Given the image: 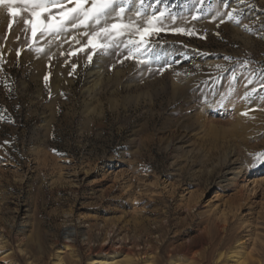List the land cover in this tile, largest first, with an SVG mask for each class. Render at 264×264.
I'll use <instances>...</instances> for the list:
<instances>
[{
	"label": "rangeland",
	"instance_id": "rangeland-1",
	"mask_svg": "<svg viewBox=\"0 0 264 264\" xmlns=\"http://www.w3.org/2000/svg\"><path fill=\"white\" fill-rule=\"evenodd\" d=\"M143 5L140 52L0 7V264H264V0Z\"/></svg>",
	"mask_w": 264,
	"mask_h": 264
},
{
	"label": "snow or ice",
	"instance_id": "snow-or-ice-1",
	"mask_svg": "<svg viewBox=\"0 0 264 264\" xmlns=\"http://www.w3.org/2000/svg\"><path fill=\"white\" fill-rule=\"evenodd\" d=\"M200 2L203 3V0H200ZM130 4L131 0H0V7L6 8L7 15L11 18L8 20L9 29L12 28L15 17L21 13H27L29 18L24 19L23 23L25 26L31 27L33 36L37 32L42 35L59 36L69 29L98 26V30L93 31L87 41V46L94 51L98 48L106 49L110 47V43H105V40L110 42L127 36L125 46L133 45L136 51L140 52L147 47L152 36L159 35V33L167 30L164 26L167 19L175 20L176 17L166 10L156 9L146 17L142 27L133 21L124 23L123 18ZM140 4V9L135 11L138 18L146 15L143 11V0H140ZM69 5L71 6L69 7ZM148 7H152V5H148ZM234 11L235 9L226 13L229 20L236 19L233 15ZM113 16L118 17L120 22L108 23L109 18ZM192 18L196 19L197 17L193 16ZM237 23H239L238 20ZM171 31L178 34H193L183 28H175ZM84 34L87 35V33ZM133 36L136 39H133ZM120 42L124 43L123 40ZM125 58H135L131 49H129V55ZM88 59L91 61L92 56L89 55ZM137 62L145 63L142 58L138 59ZM47 79L48 77L45 76V81ZM242 115H247V113H242ZM252 163L264 165V152L254 154Z\"/></svg>",
	"mask_w": 264,
	"mask_h": 264
},
{
	"label": "bare ground",
	"instance_id": "bare-ground-1",
	"mask_svg": "<svg viewBox=\"0 0 264 264\" xmlns=\"http://www.w3.org/2000/svg\"><path fill=\"white\" fill-rule=\"evenodd\" d=\"M90 74V73H89ZM93 74V73H92ZM99 74V73H98ZM98 74H97V76H98ZM99 76H100V74H99ZM92 78H93V76H92ZM98 78V77H97ZM96 78V79H97ZM95 79V78H94ZM93 79V80H94ZM96 81V80H95ZM97 85H98V83H96ZM264 171V170H263ZM132 245V244H131ZM122 246V245H121ZM126 249V248H125ZM107 252V251H106ZM131 252V251H130ZM129 252V253H130ZM61 252L59 251L58 252V254H60ZM57 254V255H58ZM238 254H239V252H238ZM126 255H128V253L126 254ZM233 255H234V253H233ZM237 255V254H236ZM129 256V255H128ZM128 256H127V258H128ZM240 256H242V255H240ZM240 256H238V257H240ZM119 257V255L117 254V252H114V251H112L111 253L110 252H108L107 254H106V256H104V257H102V258H100V259H93V260H91L92 262H91V264H114V261L117 259ZM58 258V257H57ZM125 258H126V256H125ZM241 259H242V257H240ZM60 259V258H59ZM149 259V258H148ZM147 259V260H148ZM231 259H233L232 257H231ZM131 260V259H130ZM130 260H127L128 262L130 261ZM133 260V259H132ZM131 260V261H132ZM147 260H145L144 262L145 263H143V264H149L148 263V261ZM237 260H239V259H237ZM59 261H61V260H59ZM143 261V260H142ZM242 261V260H241ZM150 262V261H149ZM239 262V261H238ZM237 262V263H238ZM59 263H61V262H59ZM58 263V264H59ZM115 263H116V261H115ZM125 263H127V262H125ZM125 263H123V264H125ZM130 263V262H129ZM128 263V264H129ZM116 264H118V263H116ZM175 264V263H174ZM235 264V263H234Z\"/></svg>",
	"mask_w": 264,
	"mask_h": 264
}]
</instances>
